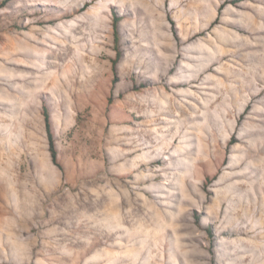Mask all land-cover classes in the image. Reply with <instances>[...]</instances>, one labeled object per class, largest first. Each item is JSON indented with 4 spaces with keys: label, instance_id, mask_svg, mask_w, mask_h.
<instances>
[{
    "label": "rangeland",
    "instance_id": "374dc122",
    "mask_svg": "<svg viewBox=\"0 0 264 264\" xmlns=\"http://www.w3.org/2000/svg\"><path fill=\"white\" fill-rule=\"evenodd\" d=\"M0 5V264H264V0Z\"/></svg>",
    "mask_w": 264,
    "mask_h": 264
},
{
    "label": "trees",
    "instance_id": "16d2710c",
    "mask_svg": "<svg viewBox=\"0 0 264 264\" xmlns=\"http://www.w3.org/2000/svg\"><path fill=\"white\" fill-rule=\"evenodd\" d=\"M2 7V5H0V8ZM120 19L116 16H114V20H113V27H114V31L116 34V42L119 40V31H118V24H119ZM120 53L118 52L117 57L115 60H113V68L114 70H116V64L120 58ZM117 77L114 78V82L117 81L116 79ZM43 116H44V120H45V128H46V133H47V139H48V145H49V152L51 155V159L52 162L54 163V165H56L60 170H63V167L61 165V163L59 162V155H58V148L56 145V139H55V134H54V129L52 126V121L50 118V114L49 111L46 107L43 108Z\"/></svg>",
    "mask_w": 264,
    "mask_h": 264
}]
</instances>
